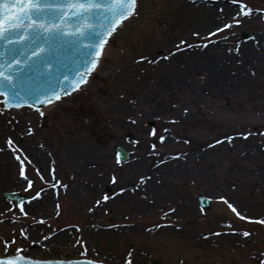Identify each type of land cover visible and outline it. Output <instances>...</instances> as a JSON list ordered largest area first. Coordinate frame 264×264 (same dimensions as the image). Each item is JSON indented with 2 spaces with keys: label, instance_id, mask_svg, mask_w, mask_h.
Masks as SVG:
<instances>
[{
  "label": "rangeland",
  "instance_id": "rangeland-1",
  "mask_svg": "<svg viewBox=\"0 0 264 264\" xmlns=\"http://www.w3.org/2000/svg\"><path fill=\"white\" fill-rule=\"evenodd\" d=\"M180 1L186 6L179 11ZM242 2L252 13L212 37L183 25H199L202 6L238 12L239 5L142 0L123 40L114 37L104 48L88 87L44 115L0 111V154L13 163L12 183L19 182L0 187V248L8 243L34 259L104 264H264V224L258 222L264 219V94L256 83H264V0ZM219 15L216 26L235 17L226 10ZM209 41L224 47L222 78L235 62L244 70V46L256 50L250 52L256 60L225 91L223 79L220 88L203 67L216 59L207 56ZM116 145L130 153L128 163L117 160ZM18 156L33 189L19 175ZM56 180L61 183L53 188ZM36 191L41 195L32 199ZM5 193L25 195L28 215ZM200 195L210 199V210L200 208ZM220 196L253 219L237 217ZM40 237L48 238L46 246L36 247Z\"/></svg>",
  "mask_w": 264,
  "mask_h": 264
},
{
  "label": "snow or ice",
  "instance_id": "snow-or-ice-1",
  "mask_svg": "<svg viewBox=\"0 0 264 264\" xmlns=\"http://www.w3.org/2000/svg\"><path fill=\"white\" fill-rule=\"evenodd\" d=\"M231 3L239 5V11L235 14L233 21L231 23H222L217 26L214 31L209 33L210 36L215 37L217 34H222L225 30H230L236 24L241 23V20L238 19V17H246L253 11V9L246 3H243L242 0H231ZM138 5L139 0H0V39L4 40L6 43H9L10 36L15 37L14 42H23L25 39L36 40L33 47L28 50L27 55L20 56L19 52L14 49L11 50L13 52L12 61L0 65V88H4L5 86L14 88L13 79L15 69H18L21 64L27 65L32 59L42 57L47 51V49H45L39 42L41 33L45 36L64 33L65 29L70 27L65 21L67 19L75 18L80 21V23L77 24L74 31L69 34L83 37L88 31L94 29L95 25L89 23V21L94 20L99 12L107 21L106 24L101 26L103 28L101 34L103 38L100 40L99 45L96 46L95 56L96 58H99L102 55L105 43L109 42L108 38L113 36L115 32L119 31L120 27L123 26L126 20L135 14ZM29 33H31V35H28ZM194 35L199 36V33H194ZM204 46L206 47L207 43H205ZM96 63L97 59H92L90 61L91 67L87 69V73L94 70ZM45 66L50 67L51 65L50 63H46ZM87 73L78 80L68 83V86L61 90L62 95H70L72 92L79 89L81 85L85 84ZM64 79L67 83L68 78L65 77ZM0 96L5 97L3 101H0V111H3L5 107H20L19 103H13L15 98L14 95H10L7 92H0ZM61 98L60 93H53L52 98L46 97L44 100L37 98L34 101L33 106L52 104ZM24 103H27V101H24ZM40 115H44V113L40 112ZM151 135H157L155 129L152 131ZM240 135L247 138L250 133H241ZM159 139L163 142L165 137L160 136ZM227 139L231 140L232 138L228 137ZM7 142L9 146H11L13 144L12 138H9ZM217 143H219V141ZM153 147H155V145H153ZM17 159L20 160L19 175L27 182L28 189H33L34 183L26 174L24 159H21L19 156ZM41 179H44V177L41 176ZM53 179H55L54 173ZM115 179L116 178L113 177L114 182ZM57 183L61 182L56 180L52 185L53 188H55ZM120 191H124V189H121ZM40 195L41 192L36 191L35 197L32 199L40 197ZM108 199V196H104V200ZM218 199L226 203L228 208L231 209V211L240 219H253L243 215L236 206L227 200L225 196H220ZM18 210L23 215H28L24 202L22 201L19 203ZM258 222L264 224V219H259ZM21 233H24V229H21ZM243 235L248 236L250 233L245 231ZM14 242L13 239L9 243ZM0 264H60V262L51 260H33L24 255L23 248L18 247L12 251L9 244L6 243L4 247L0 248ZM87 264H94V262L89 261Z\"/></svg>",
  "mask_w": 264,
  "mask_h": 264
},
{
  "label": "water",
  "instance_id": "water-1",
  "mask_svg": "<svg viewBox=\"0 0 264 264\" xmlns=\"http://www.w3.org/2000/svg\"><path fill=\"white\" fill-rule=\"evenodd\" d=\"M141 6L142 0L139 2L138 8L134 15L137 14ZM65 22L70 27L66 28L64 33L55 34L52 36H45L43 33L40 34L39 42L45 49H47V51L42 57L38 59H32L27 65L21 64L18 69H15L13 79L14 88H9L7 86L0 88V92H7L10 95H14V104H20V107H5V110L12 108H31L35 111H38L50 104H40L34 107L33 103L37 98L40 100H44L46 97L52 98L53 93H60L62 98L68 96L62 95L61 90L66 88L68 83L85 76L87 69L91 67L90 61L92 59H97L98 61L99 58H96L95 51L96 46L99 45L100 40L103 38L101 35L103 28L101 26L107 23L105 17L98 12L96 18L89 21V23L95 25L94 29L88 31L83 37L69 34L74 31L75 26L79 24L80 21L76 20L75 18H71L67 19ZM120 32L121 27L114 36L118 40ZM21 34L24 35L23 33ZM28 35H31V33ZM109 40L110 37L108 38V41ZM14 41V36L9 37V43H6L4 40L0 39V65H4L5 62L12 61V49L19 52L20 56H24L28 54V50H30L36 42L35 39H25L23 42ZM46 63H50L51 66L46 67ZM91 73L92 71L87 73L86 80L89 78ZM65 77L68 78L67 83L65 82ZM0 98V101L5 99L3 96H0ZM24 101H27V103H24ZM62 103H65V100H63ZM114 150L116 151L117 157L121 162L125 163L129 160L128 153L123 151L120 147L116 146L114 147ZM5 197L8 200H15L18 203L24 201L23 197L16 194H7ZM198 200L203 208L209 209V201L207 199L199 198ZM56 262H60V264H87L89 261L71 260ZM94 264L101 263L94 262Z\"/></svg>",
  "mask_w": 264,
  "mask_h": 264
},
{
  "label": "bare ground",
  "instance_id": "bare-ground-1",
  "mask_svg": "<svg viewBox=\"0 0 264 264\" xmlns=\"http://www.w3.org/2000/svg\"><path fill=\"white\" fill-rule=\"evenodd\" d=\"M186 6V2L185 1H180L177 6H175V9H178L179 11L181 9H184ZM150 9V6H149V1L146 2L143 6V10H144V13ZM199 10H202L203 11V16H201V21H200V24L198 25H194L192 24V28H190L191 26V23L189 25H183L185 27H188V29H195L197 31H205L207 34H209L210 32L214 31L215 28L217 27L216 26V21L217 20H220L221 16L219 15V13L221 11H231V14H236L237 12L232 9L230 6L228 5H218V6H211V5H206V6H202L201 8H199ZM215 13L217 14V16L215 15ZM134 17V15L130 18L132 19ZM129 19V20H130ZM129 20L127 19L126 22L123 24V26L121 27V32H120V39L123 40L124 38V30H125V26L126 24L129 22ZM260 39L262 42H260V46L264 45V34H262L260 36ZM124 43V41H123ZM245 48L242 49L240 51V54L243 55V59L241 60V65L245 66L244 67V70L243 71H239L240 69V66H237V62H235V66L234 67H231L230 69H227L226 73H225V76L222 78L221 76V71H222V67L220 66V59L221 58V54L224 50V47L222 45L221 42H214V41H209L208 43V48H207V56L210 52V54H215L216 56V59H214L213 62L211 61H208V60H204L205 62V65L203 66L204 67V70H206V73H207V78L209 81H213L216 85L219 86L218 82L222 81V83L224 84V88L220 87L221 90H226L227 88H229V84L231 83V79H233L234 81H238L241 77V75L245 72V70L247 69V66L248 64H251V62L255 61L256 58H253L252 60V56H251V53H255L256 54V50H252L250 47V45H247V46H244ZM251 52V53H250ZM263 53H264V50H263ZM210 56H213V55H210ZM248 56V58H247ZM131 62V60H130ZM131 69V74L134 73V67L131 66L129 67ZM239 73H240V76H239ZM211 74V76L209 75ZM260 76H264V68H261V72L259 73ZM233 75H237V77H233ZM244 78V77H243ZM245 80V78L243 79ZM257 88L259 90V92L261 94H264V83L262 80H258L257 82ZM89 84H86L85 85V88L88 87ZM227 94H228V91H226ZM26 143H29V141H27ZM28 153H30L33 157L36 155V152H35V149L33 148H30L29 151H27ZM3 157H7L6 154L2 153L0 154V158H1V162H0V187L3 188V187H10L13 185V183H15V185H19L18 183L19 182H16L14 181L12 183L11 181V174L13 172V163L11 161H7L5 160ZM14 186V185H13ZM46 198V197H45ZM50 198H46L44 201H46V206H48V204H50L51 202L49 201ZM38 204V203H37ZM36 206H34L35 208ZM43 209V207H41V210ZM34 212V211H33ZM174 213V212H173ZM57 238V242L58 240L60 241V237H56ZM37 239V238H36ZM42 238H38V240H34L36 241L37 243H41L40 245L42 246H46L45 245V242H43V240H41ZM47 243V242H46Z\"/></svg>",
  "mask_w": 264,
  "mask_h": 264
}]
</instances>
